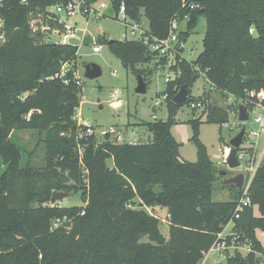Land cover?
I'll return each mask as SVG.
<instances>
[{
  "label": "trees",
  "instance_id": "16d2710c",
  "mask_svg": "<svg viewBox=\"0 0 264 264\" xmlns=\"http://www.w3.org/2000/svg\"><path fill=\"white\" fill-rule=\"evenodd\" d=\"M66 1L5 0L0 9V164L4 167L0 173V264H197L229 222L232 228L224 235L227 243L235 238L237 245H249L250 250L242 254L233 249L231 255L225 250L226 263L259 264L256 252L263 248L256 230H264V157L250 183V205L231 219L241 191L238 188L227 201L210 199L216 175L197 138L200 117L190 121L196 162L180 157V143L171 127L184 104L200 108L207 122H228L231 107L218 105L208 94L194 101L187 97L179 105L173 102L182 86L189 96L201 72L214 88L247 106L255 99L250 91L264 93V0H111L115 10L124 3L131 19L144 15L150 35L158 39L167 36L175 14L187 12L188 2L200 7L190 11L179 38L187 39L200 16L206 20L203 51L191 61L177 56L173 66L182 74L167 81L162 91L167 93V119L145 123L152 136L148 142L123 144L108 140L96 144L88 134H61L69 128L80 102L81 87L74 77L78 48L47 44L44 33L30 27L29 21L53 25L50 18L45 20L46 7ZM250 26L253 34L248 32ZM105 43L137 75H144V70L136 64L151 58L166 64L156 50L135 40L109 42L108 38ZM198 101L199 106H190ZM29 128L46 130L48 164L38 177L44 182L36 191L25 174L22 198L12 204L13 176L29 171L21 166L22 152L12 139V129ZM109 158L112 167L107 165ZM76 187L84 207H65L51 200L52 191ZM134 199L140 206L166 207L167 240L156 216L129 206ZM142 236L148 241H140Z\"/></svg>",
  "mask_w": 264,
  "mask_h": 264
},
{
  "label": "rangeland",
  "instance_id": "374dc122",
  "mask_svg": "<svg viewBox=\"0 0 264 264\" xmlns=\"http://www.w3.org/2000/svg\"><path fill=\"white\" fill-rule=\"evenodd\" d=\"M101 3L106 4V8L101 10V17H94L92 14L83 15L78 12L73 16L66 18L62 15L65 21L75 22L76 27L85 29L86 33L81 41L73 40L72 44L78 46L77 60L75 72L80 82L81 93L79 94V106L72 117L71 124L67 130L61 134L67 136L69 134L82 137L87 135L82 121L89 122L94 131L93 135L96 144H102L106 140L116 144L148 142L151 139V133L147 131L146 122L167 119L166 102L161 99V93L166 88L165 77L168 74L170 80L179 78L182 71L179 67L173 65L162 66L157 59L151 58L147 63L136 64V67L144 70L143 79L147 84V90L143 94L135 92V87L138 81V75L135 74L130 67H125L121 61L110 52L105 40L114 38L122 40V34L126 33L129 39L130 29L125 26L120 16H116V10L112 6L111 0H96L92 6L95 9L99 8ZM47 17V16H45ZM142 18L147 22L144 15ZM47 20V18H45ZM185 27V22H181L180 28ZM206 20L200 16L196 27L191 31L184 42V50L182 56L188 61L194 60L197 55L203 51V38L205 34ZM57 39V36H53ZM2 38L0 37V41ZM97 43L101 44V51L93 53L91 47ZM83 62H93L100 66L101 75L89 79L84 77ZM116 93L120 100V104L113 108L108 102L111 100V94ZM208 94L209 99L215 101L218 105L231 107L228 115V124L207 122L205 114L200 108L191 109L188 104H184L179 108L175 116V122L171 127V134L180 143L179 154L183 160L196 162L197 161V145L192 139L193 128L191 119L200 117V123L197 127V138L204 145L206 154L215 169V180L212 183V192L210 199L212 201H227L235 197L238 191L237 187L230 184L222 185L223 179L233 177L238 173L245 172L244 168L237 167L234 169L228 168L226 164V156L224 148L231 147L230 140L245 125L246 128H257L253 123L254 113L260 110L256 109L249 113V118L246 122L240 123L236 114V109L239 104L247 106L246 102L239 100L214 88L204 76L203 72L195 79L190 87L189 99L197 100ZM155 100H159L160 104H155ZM101 105V107H100ZM249 106V104H248ZM154 115L156 117H154ZM113 128L116 133L101 134L102 130ZM118 134L121 139L116 138ZM46 130L38 131V129H12V139L20 147L21 166L29 171H19L12 178V187L10 189V199L12 204H18L22 198L24 178L28 179L29 183L35 185L36 191L42 188L43 180L39 179L42 170L48 164L45 137ZM248 139V137L246 138ZM263 137L259 140L256 150L258 154L262 149ZM250 144L246 143L249 148ZM79 154L81 155V147L79 146ZM107 165L112 167L113 161L111 158L107 160ZM0 164V173L3 170ZM63 175L67 176L68 172L59 170ZM220 171H226V176L220 175ZM69 184H73V179H68ZM65 191V190H64ZM68 192L69 195L59 201L61 206L65 207H84L85 203L81 198L79 189L74 188ZM132 208H142L149 214L158 218V227L162 236L167 240L170 236V223L168 221V211L166 207L140 206L139 200L134 199L130 205ZM255 214H258L256 208ZM232 228V222L226 224L223 228V234L226 235ZM256 237L263 248L262 252H256L259 264H264V230H256ZM140 241H148L147 236H142ZM242 254L247 251L246 248L240 249ZM228 253L233 254V250L229 249ZM227 252H221L217 248H212L204 258L197 264H227Z\"/></svg>",
  "mask_w": 264,
  "mask_h": 264
},
{
  "label": "built area",
  "instance_id": "2783aa9c",
  "mask_svg": "<svg viewBox=\"0 0 264 264\" xmlns=\"http://www.w3.org/2000/svg\"><path fill=\"white\" fill-rule=\"evenodd\" d=\"M21 3L26 4L27 0H20ZM5 0H0V9L4 6ZM92 3H87L86 0H67L66 2L56 3L52 4L48 7H46V11L48 13L46 18H50L54 24H44L42 21H40V25L37 24V20L31 19L29 21L30 27H32L34 30L39 29L44 33L46 41L51 39L54 40L57 44H65V45H72L73 40L81 41L86 33L85 29H81L76 27L75 22L71 21H65L62 19V15H64L66 18H69V16H73L77 14L78 12L82 13L83 15H93L94 17H101L103 13L100 11L106 8V4L101 3L99 5L98 9H95L92 6ZM185 4H183L184 7ZM199 3L195 1L188 2V9L187 12L180 14H175V16L171 19L168 34L165 38L158 39L155 37H152L150 35V29L148 26V22L144 20V18L140 19H131L126 14V9L124 3H121L119 5V8L116 10V16H120L122 19V22L125 24L126 27L130 29L129 32V39L126 33L122 34V40H135L147 47H149L152 50H156L158 54L161 57H164L166 60L165 65H174L176 62L177 56L182 57V52L184 50V42L185 40L179 38V34L182 30L185 29V27L180 28L181 22H186L190 17V11L195 10L199 8ZM2 18L0 15V27L2 26ZM248 32L250 34L254 33L253 26H250L248 29ZM53 36H57V39ZM78 48V46H77ZM78 50V49H77ZM91 50L93 53H99L101 51V44L97 43L96 45L91 47ZM64 66L62 67L61 74L63 75ZM74 77L77 79V83L80 84L78 77L76 76V72L74 71ZM170 76L167 74L165 77V81H169ZM251 96H255L254 100H250L249 106H246L247 108V114L249 118V113L254 112L256 109L260 110L258 113H254L253 116V123L256 124L257 128L251 127L246 128L245 127V133L242 138V142L240 146L236 149V158L238 160L239 166L241 168L245 169V172H243V182L242 186L240 187V197L238 198L234 215L231 219L237 218L239 216V212L245 207L250 205V198H249V187L250 183L254 177V174L261 163L262 158L264 157V93L262 91L255 92L250 91ZM161 99L166 102L167 99V93H161ZM156 105L160 104L161 102L159 100H155L154 102ZM108 104L115 108L120 104V100L118 98V95L116 93L111 94V100H109ZM201 104L200 101L198 102H191L190 106L195 107L199 106ZM154 117H156L154 115ZM83 126L85 129L86 134L91 135L94 133L92 126L89 124V122L82 121ZM246 122V121H245ZM226 126H230L227 123H224ZM234 124H232L231 127H233ZM106 133H116V130L113 128H108L101 131V134ZM248 137V139H246ZM263 137L262 141V149L261 152L258 154L257 152V145L259 140ZM116 138L118 140L121 139V137L116 134ZM246 143L250 146L249 148L246 147ZM244 146V147H242ZM231 148V147H230ZM230 148H224V154L226 156L229 155ZM226 161V160H225ZM212 248H217L219 251L224 252L225 250L229 249H243L246 248L247 251L250 250L249 245L240 244L237 245L235 243V238H232L230 243L228 244L227 241L224 238L223 232H220L217 234V240L213 243L210 250Z\"/></svg>",
  "mask_w": 264,
  "mask_h": 264
},
{
  "label": "water",
  "instance_id": "95a60500",
  "mask_svg": "<svg viewBox=\"0 0 264 264\" xmlns=\"http://www.w3.org/2000/svg\"><path fill=\"white\" fill-rule=\"evenodd\" d=\"M114 40H115L114 38H109V42H113ZM47 44L54 45L56 44V42L54 40L49 39L47 40ZM83 69H84L83 75L86 78L93 79L101 75V68L96 63L83 62ZM146 90H147V84L145 80L143 79L141 75H138V81L135 87V92L138 94H143L146 92ZM187 97H188V90L185 86H182L180 90L173 97V102L179 105L183 101H185ZM237 117L240 123H244L245 121L248 120L247 108L245 105L243 104L238 105ZM244 133H245V127L243 125L241 126L240 131L234 137H232L229 142L231 145V148L229 151V155L227 156V159H226V164L228 168L230 169H234L239 166L238 160L236 158V149L240 146ZM226 174H227L226 171H220V175L226 176ZM242 182H243V174L238 173L237 175L233 177L224 178L222 185L232 184L235 187L240 188L242 186ZM68 195H69L68 192L54 190L51 193V200L60 201L61 199H63L64 197Z\"/></svg>",
  "mask_w": 264,
  "mask_h": 264
},
{
  "label": "crops",
  "instance_id": "0c3cea01",
  "mask_svg": "<svg viewBox=\"0 0 264 264\" xmlns=\"http://www.w3.org/2000/svg\"><path fill=\"white\" fill-rule=\"evenodd\" d=\"M203 258H204V257H203ZM203 258H202V259H203Z\"/></svg>",
  "mask_w": 264,
  "mask_h": 264
}]
</instances>
